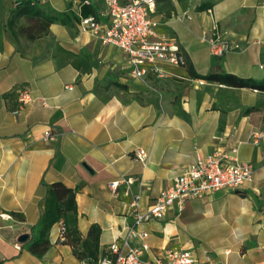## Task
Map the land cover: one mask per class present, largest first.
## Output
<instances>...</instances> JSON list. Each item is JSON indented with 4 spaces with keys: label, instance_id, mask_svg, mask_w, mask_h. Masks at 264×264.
I'll return each mask as SVG.
<instances>
[{
    "label": "crops",
    "instance_id": "0c3cea01",
    "mask_svg": "<svg viewBox=\"0 0 264 264\" xmlns=\"http://www.w3.org/2000/svg\"><path fill=\"white\" fill-rule=\"evenodd\" d=\"M15 1H4L5 21ZM39 1L65 12L66 23H52L34 41L0 27V264H83L60 240L58 222L44 254L29 248L40 234L49 184L76 190L78 213L69 222L83 236L100 226L102 255L115 241L127 248L134 194L150 208L187 165L214 152L226 164H252L253 181L192 198L182 211L175 203L163 218L143 223L150 247L141 257L190 249L194 264H264V91L198 77L227 71L264 79V0H158L157 33L178 42L188 58L185 67L167 66L163 78L134 76L123 49L83 30V0ZM88 8L99 14L105 0ZM182 13L192 18L178 19ZM214 25L241 48L214 56ZM19 86L33 97L24 106L17 91L6 98ZM49 129L56 136L45 139ZM138 148L149 153L146 163L135 156Z\"/></svg>",
    "mask_w": 264,
    "mask_h": 264
},
{
    "label": "built area",
    "instance_id": "2783aa9c",
    "mask_svg": "<svg viewBox=\"0 0 264 264\" xmlns=\"http://www.w3.org/2000/svg\"><path fill=\"white\" fill-rule=\"evenodd\" d=\"M158 0H105V9L99 14L80 15L79 25L83 30L90 31L105 44H115L128 55V64L131 73L144 78L148 73L157 77L169 74L167 66L185 67L188 62L187 54L175 40L161 36L156 31V21L152 13L157 10ZM91 0H83L82 4H90ZM102 17L106 21H102ZM192 18L182 13L178 19ZM210 50L214 56H223L241 48L240 44L231 42L220 32L217 25L213 26L210 38ZM199 84L205 80L199 79ZM18 100L22 106L33 100L25 86L17 88ZM56 136L52 130L45 132V139ZM259 133H254V141H258ZM236 151V150H235ZM135 156L146 163L149 153L143 149L135 150ZM226 156L214 152L207 156H198L187 165L182 173L177 175L172 185L163 190L157 200L148 209L141 205V193L133 195L131 203L135 215L133 226H127L125 244L123 248L118 241L108 247V253L102 256L98 264H194L195 257L190 249H168L164 258L142 259L143 252L149 250L146 238L149 232L142 228L143 223L150 219L163 218L165 212L175 203L179 211L184 210L186 202L192 198L201 197L216 190H239L246 182L253 181L254 167L250 163H225ZM128 184L132 178L126 179ZM118 181L112 182L111 187L116 189ZM60 240L65 239V222L58 221ZM139 238L140 246H130L129 239ZM88 264V261H83Z\"/></svg>",
    "mask_w": 264,
    "mask_h": 264
},
{
    "label": "trees",
    "instance_id": "16d2710c",
    "mask_svg": "<svg viewBox=\"0 0 264 264\" xmlns=\"http://www.w3.org/2000/svg\"><path fill=\"white\" fill-rule=\"evenodd\" d=\"M5 0H0V27H8L16 40L34 41L47 35L50 25L54 22L66 23V13L57 12L48 2L39 0H16L15 6L10 9L8 19L5 21ZM91 4V3H90ZM90 4L85 5L83 15H89ZM80 19V18H79ZM198 77L217 81L233 87H247L264 91V79L258 80L252 77H240L227 71L211 72ZM17 89L6 94V98H17ZM78 213L76 190L66 186L62 182H54L48 185L45 197V209L41 217V230L39 237L30 244V250L41 256L50 245L49 232L52 226L59 220L65 222V239L62 242L72 245L76 255L89 264H98L99 259L109 251L100 254L101 227L94 224L88 235L83 236L76 223H70V217Z\"/></svg>",
    "mask_w": 264,
    "mask_h": 264
},
{
    "label": "water",
    "instance_id": "95a60500",
    "mask_svg": "<svg viewBox=\"0 0 264 264\" xmlns=\"http://www.w3.org/2000/svg\"><path fill=\"white\" fill-rule=\"evenodd\" d=\"M28 238V234H22L19 238L20 241H26V239Z\"/></svg>",
    "mask_w": 264,
    "mask_h": 264
}]
</instances>
